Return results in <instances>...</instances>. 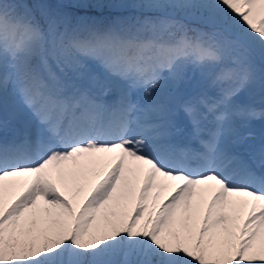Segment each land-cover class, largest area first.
I'll return each mask as SVG.
<instances>
[{
	"label": "snow or ice",
	"instance_id": "obj_1",
	"mask_svg": "<svg viewBox=\"0 0 264 264\" xmlns=\"http://www.w3.org/2000/svg\"><path fill=\"white\" fill-rule=\"evenodd\" d=\"M257 86L264 0H0V264H264Z\"/></svg>",
	"mask_w": 264,
	"mask_h": 264
},
{
	"label": "rangeland",
	"instance_id": "obj_2",
	"mask_svg": "<svg viewBox=\"0 0 264 264\" xmlns=\"http://www.w3.org/2000/svg\"><path fill=\"white\" fill-rule=\"evenodd\" d=\"M137 187H138V185H137ZM168 195V191L166 190V191H164L163 193H162V198H164V197H166ZM130 210V209H129Z\"/></svg>",
	"mask_w": 264,
	"mask_h": 264
},
{
	"label": "trees",
	"instance_id": "obj_3",
	"mask_svg": "<svg viewBox=\"0 0 264 264\" xmlns=\"http://www.w3.org/2000/svg\"><path fill=\"white\" fill-rule=\"evenodd\" d=\"M93 14H95V13H93Z\"/></svg>",
	"mask_w": 264,
	"mask_h": 264
}]
</instances>
